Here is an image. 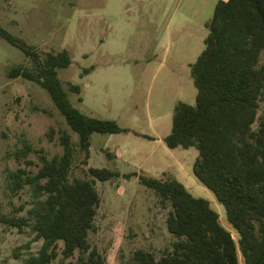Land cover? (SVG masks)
<instances>
[{
    "label": "rangeland",
    "instance_id": "374dc122",
    "mask_svg": "<svg viewBox=\"0 0 264 264\" xmlns=\"http://www.w3.org/2000/svg\"><path fill=\"white\" fill-rule=\"evenodd\" d=\"M219 1L1 0V27L34 45L43 58L69 51L72 64L60 69L59 77L73 105L129 131L93 133L90 159L84 163L79 135L50 94L36 82L9 78L13 67L32 64L0 36V216L32 220V189L13 193L8 175L20 168L36 174L44 158L64 153L60 138L68 132L76 145L72 180L90 178V167L121 173L111 181L96 182L101 203L89 241L104 264H134V253L140 249L157 259L173 250L175 237L167 228L171 205L164 207L138 177H124L130 173L177 179L194 197L209 201L221 224L238 240L225 206L194 174L199 150L170 149L165 142L176 107L196 104L192 67L205 50L208 24ZM72 84L81 92L72 91ZM260 105L259 116L264 117V97ZM25 142L33 151L18 161L16 154ZM42 246L30 226L20 230L0 223V264H28ZM79 256L60 255L52 264H76Z\"/></svg>",
    "mask_w": 264,
    "mask_h": 264
},
{
    "label": "trees",
    "instance_id": "16d2710c",
    "mask_svg": "<svg viewBox=\"0 0 264 264\" xmlns=\"http://www.w3.org/2000/svg\"><path fill=\"white\" fill-rule=\"evenodd\" d=\"M208 28L205 50L192 67L196 104L176 107L173 129L165 142L170 149L199 150L194 174L225 206L238 240L221 224L209 201L194 197L177 179L130 173L124 177H138L164 207L171 205L167 228L175 237L168 255L157 259L140 249L134 253V264H242L240 253L244 264H264V117L259 116L264 97V0H220ZM0 36L22 50L32 64L13 67L9 78L36 82L50 94L79 135L84 163L90 159L93 133L129 131L116 121L90 117L73 105L59 77V70L72 64L68 50L43 58L34 45L1 26ZM71 89L81 92L79 85L72 84ZM60 142L64 153L44 158L36 174L20 168L8 175L13 193L27 186L32 189L36 198L32 220L2 215L0 223L20 230L30 226L43 241L28 264H52L60 255L70 259L77 252L76 264H104L89 241L101 203L96 182L111 181L121 173L90 167V178L72 180L76 145L68 132ZM32 151V145L25 142L17 160Z\"/></svg>",
    "mask_w": 264,
    "mask_h": 264
}]
</instances>
